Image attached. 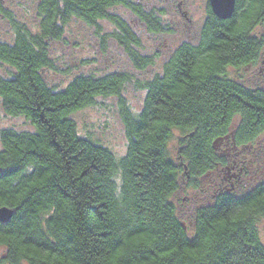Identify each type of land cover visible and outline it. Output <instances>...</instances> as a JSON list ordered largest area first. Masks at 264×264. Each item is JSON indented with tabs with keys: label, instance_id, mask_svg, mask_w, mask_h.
<instances>
[{
	"label": "trees",
	"instance_id": "1",
	"mask_svg": "<svg viewBox=\"0 0 264 264\" xmlns=\"http://www.w3.org/2000/svg\"><path fill=\"white\" fill-rule=\"evenodd\" d=\"M116 5L151 31L163 28L153 8L133 0H36L35 29L0 5L10 31L0 37V103L32 125L0 127V207L13 209L0 221V264H264V176L241 193L216 190L188 220L171 198L182 176L196 185L225 162L217 139L236 145L264 132V88L229 75L264 47V33H253L264 25V0H235L228 18L207 0L196 42L179 43L159 72L139 81L137 112L121 97L128 72H79L63 84L45 77L55 68L49 45L73 17L94 25L103 42L116 39L135 69L153 63L137 50L132 26L110 12ZM101 19L113 30L103 32ZM104 96L119 101L126 149L118 158L79 135L72 117ZM176 128L174 159L167 142Z\"/></svg>",
	"mask_w": 264,
	"mask_h": 264
},
{
	"label": "rangeland",
	"instance_id": "2",
	"mask_svg": "<svg viewBox=\"0 0 264 264\" xmlns=\"http://www.w3.org/2000/svg\"><path fill=\"white\" fill-rule=\"evenodd\" d=\"M148 10L153 8L162 25L159 31H151L140 22L137 15L130 12L125 5L110 8L125 19L139 38L137 50L152 56L150 65L135 69L125 50L116 39L107 37L103 42L96 27L80 18H71L63 27L59 39L49 45V53L55 68L46 70L45 77L51 84H63L74 74H103L115 70L128 72L131 77L121 90V97L133 112L140 110L144 99V87L139 81L150 78L159 72L162 62L179 43L188 40L196 42L201 22L205 14L206 0H180L186 5L192 18L187 22L176 9L177 0H133ZM36 0H0V5L7 8L15 19H19L31 28H36ZM162 10V12L160 11ZM160 12V14L158 13ZM103 32L112 31L113 25L106 19L98 22ZM253 33H264V25L258 24ZM10 36L9 23L0 14V37ZM264 51V47L262 49ZM6 67L0 63V71L5 74ZM238 75L252 85L261 78L254 69L230 71L229 75ZM96 102L74 112L72 117L77 125L79 135L89 136L104 146H108L115 157L121 156L126 149V133L121 120L117 96L96 97ZM0 127H13L17 130L32 129L30 122L22 115L7 114L0 103ZM168 140V151L176 159L181 132L172 130ZM216 153L224 158L223 164L216 163L214 168L197 177L196 185L189 184V179L182 176L179 187L172 195L173 202L182 219L188 220L193 209L208 202L218 189L230 188L241 193L264 176V132L259 133L248 142L233 144L226 137L216 140ZM260 241L264 244V216L257 221ZM2 249L0 248V253ZM2 264H9L7 262ZM20 264H27L21 262Z\"/></svg>",
	"mask_w": 264,
	"mask_h": 264
},
{
	"label": "water",
	"instance_id": "3",
	"mask_svg": "<svg viewBox=\"0 0 264 264\" xmlns=\"http://www.w3.org/2000/svg\"><path fill=\"white\" fill-rule=\"evenodd\" d=\"M235 0H209L211 10L220 18H228L231 16L234 8ZM13 212L6 206L0 207V221L7 220Z\"/></svg>",
	"mask_w": 264,
	"mask_h": 264
},
{
	"label": "flooded vegetation",
	"instance_id": "4",
	"mask_svg": "<svg viewBox=\"0 0 264 264\" xmlns=\"http://www.w3.org/2000/svg\"><path fill=\"white\" fill-rule=\"evenodd\" d=\"M209 2V0H208ZM207 4V0L205 3V7ZM176 9L177 11L180 13V15L182 17H184V19H186L187 22L191 23L192 18L190 16V13L188 12L186 5L182 4V2L180 0H177V4H176ZM140 22L143 24L144 22L140 20ZM254 69L255 71H257L259 74H261V78L257 79V84H255V86H259L261 88H264V51L261 50L259 53V57L256 59V61L254 63H248L245 65V67H243V69Z\"/></svg>",
	"mask_w": 264,
	"mask_h": 264
}]
</instances>
